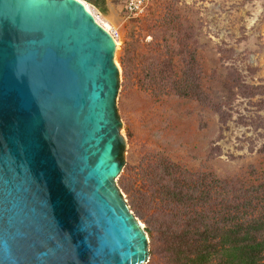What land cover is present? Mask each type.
Listing matches in <instances>:
<instances>
[{
    "label": "water",
    "instance_id": "obj_1",
    "mask_svg": "<svg viewBox=\"0 0 264 264\" xmlns=\"http://www.w3.org/2000/svg\"><path fill=\"white\" fill-rule=\"evenodd\" d=\"M85 0H0V264H142L114 184L115 38Z\"/></svg>",
    "mask_w": 264,
    "mask_h": 264
},
{
    "label": "rangeland",
    "instance_id": "obj_2",
    "mask_svg": "<svg viewBox=\"0 0 264 264\" xmlns=\"http://www.w3.org/2000/svg\"><path fill=\"white\" fill-rule=\"evenodd\" d=\"M125 1L85 4L117 35L124 147L114 184L149 236L142 264H166L165 246L147 231V209L133 208L123 181L130 186L146 160L264 180V0H154L140 18L128 15ZM185 74L197 79L201 100L161 91Z\"/></svg>",
    "mask_w": 264,
    "mask_h": 264
},
{
    "label": "trees",
    "instance_id": "obj_3",
    "mask_svg": "<svg viewBox=\"0 0 264 264\" xmlns=\"http://www.w3.org/2000/svg\"><path fill=\"white\" fill-rule=\"evenodd\" d=\"M168 84L162 92L201 100L191 76ZM136 171L130 186L127 180L123 186L135 210L147 209V231L165 246L166 264H264V180L247 184L150 160Z\"/></svg>",
    "mask_w": 264,
    "mask_h": 264
},
{
    "label": "built area",
    "instance_id": "obj_4",
    "mask_svg": "<svg viewBox=\"0 0 264 264\" xmlns=\"http://www.w3.org/2000/svg\"><path fill=\"white\" fill-rule=\"evenodd\" d=\"M154 0H126L125 1V10L128 15L132 18H140L143 16L149 5L152 4ZM114 38H116V34L112 33Z\"/></svg>",
    "mask_w": 264,
    "mask_h": 264
},
{
    "label": "bare ground",
    "instance_id": "obj_5",
    "mask_svg": "<svg viewBox=\"0 0 264 264\" xmlns=\"http://www.w3.org/2000/svg\"><path fill=\"white\" fill-rule=\"evenodd\" d=\"M79 1H81V0H79ZM83 4L85 5V7L87 8V10L93 15V13H92V11L89 9V7L83 2ZM93 17L95 18V16L93 15ZM96 19V21H97V18H95ZM98 22V21H97ZM99 24H100V22H98ZM101 25V24H100ZM104 29H106L108 32H110L109 30H108V28L107 27H105V26H103V25H101ZM115 44L117 45V41H116V39H115Z\"/></svg>",
    "mask_w": 264,
    "mask_h": 264
}]
</instances>
